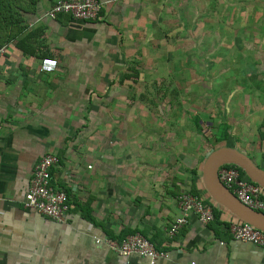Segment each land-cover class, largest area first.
Masks as SVG:
<instances>
[{"label":"crops","instance_id":"crops-1","mask_svg":"<svg viewBox=\"0 0 264 264\" xmlns=\"http://www.w3.org/2000/svg\"><path fill=\"white\" fill-rule=\"evenodd\" d=\"M55 1L21 0L14 13L21 22L0 31L15 33L0 57V264H149L96 242L134 233L166 251L156 264H264V247L234 240L228 231L230 223L244 221L203 185L202 165L212 150L202 156L198 146L195 155L183 152L184 159L153 148L139 154L136 129L106 106L105 100L122 97L113 85L119 77L108 68L129 65L123 36L130 39L146 18L150 0H100L96 21L49 18ZM241 18L240 47L252 69L227 96L236 101L227 106L231 121L218 120L228 125L221 146L264 169V0H242ZM45 57L57 60L54 71H40ZM201 121L214 131L209 118L200 119L199 130ZM46 152L58 157L51 182L70 203L62 220L23 206L33 168ZM184 192L198 194L216 216L203 224L191 214L169 236Z\"/></svg>","mask_w":264,"mask_h":264},{"label":"rangeland","instance_id":"rangeland-1","mask_svg":"<svg viewBox=\"0 0 264 264\" xmlns=\"http://www.w3.org/2000/svg\"><path fill=\"white\" fill-rule=\"evenodd\" d=\"M147 5L136 32L130 39L123 36L121 53L129 65L108 68L119 77L113 85L122 97L105 100L106 106L116 110L118 122L136 129L139 154L153 148L156 155L168 151L181 157L200 147L206 156L213 130L202 121L199 130L193 117L231 121L227 106L236 99L232 103L227 96L252 69L240 47L242 0H150ZM125 73L130 79H123Z\"/></svg>","mask_w":264,"mask_h":264},{"label":"built area","instance_id":"built-area-1","mask_svg":"<svg viewBox=\"0 0 264 264\" xmlns=\"http://www.w3.org/2000/svg\"><path fill=\"white\" fill-rule=\"evenodd\" d=\"M103 2L100 0H56L46 11V16L55 18L68 15L75 21H96L99 19ZM6 52V45L0 46V57ZM57 67V60L51 57L41 59L40 71L52 72ZM58 163V157L44 153L33 168L28 191L23 206L54 220H62L70 210V203L63 190L55 188L51 182V168ZM220 182L227 187L243 204L264 212V189L240 174L236 165L224 164L218 169ZM182 215L169 226L167 233L173 236L187 223L192 214L207 224L214 219L213 208L204 203L197 195L184 192L178 198ZM228 231L234 240L249 242L264 247V232L246 222L230 223ZM103 242L110 250L119 255L136 254L148 259L149 264H156L167 257L166 251L158 248L152 241L140 233L126 235L118 240L111 238L96 239ZM188 264H196L189 262Z\"/></svg>","mask_w":264,"mask_h":264},{"label":"water","instance_id":"water-1","mask_svg":"<svg viewBox=\"0 0 264 264\" xmlns=\"http://www.w3.org/2000/svg\"><path fill=\"white\" fill-rule=\"evenodd\" d=\"M224 164L236 165L253 183L264 189V169L246 154L233 147L220 146L212 150L202 165L201 178L209 196L237 218L264 232V212L243 204L218 178V169Z\"/></svg>","mask_w":264,"mask_h":264},{"label":"trees","instance_id":"trees-1","mask_svg":"<svg viewBox=\"0 0 264 264\" xmlns=\"http://www.w3.org/2000/svg\"><path fill=\"white\" fill-rule=\"evenodd\" d=\"M20 6L21 8V0H0V31L1 27H12L17 26L18 23L21 22V19L15 17L17 7ZM7 13V14H6ZM11 28V30H12ZM21 30V26H19ZM10 30V34H0V46L3 45L5 42L8 41L9 38L15 33H12L13 31ZM136 73V71H135ZM131 75L129 73H125L123 76V79H130ZM201 118L194 116L193 122L199 127V121ZM208 119H206L207 121ZM214 131L212 136L208 139V142L210 143L211 150H214L222 145L227 140L228 137V125L224 122H219L217 124H213ZM240 174L244 177L246 175L244 172L239 168ZM247 178V177H246ZM248 179V178H247ZM249 180V179H248ZM196 194L195 192H193ZM192 193V194H193ZM67 195V194H66ZM198 196V194H197ZM68 197V195H67ZM199 197V196H198ZM204 202V201H203ZM213 214L214 218L216 216V210L213 208Z\"/></svg>","mask_w":264,"mask_h":264}]
</instances>
